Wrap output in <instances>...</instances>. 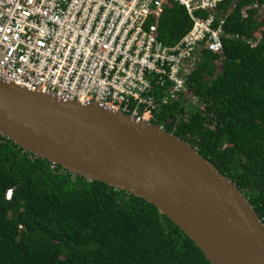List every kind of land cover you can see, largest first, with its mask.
<instances>
[{
    "label": "trees",
    "instance_id": "1",
    "mask_svg": "<svg viewBox=\"0 0 264 264\" xmlns=\"http://www.w3.org/2000/svg\"><path fill=\"white\" fill-rule=\"evenodd\" d=\"M235 2L221 53L203 51L188 78L202 109L176 99L150 123L191 144L264 224V0ZM190 27L174 4L158 19L159 40L174 46ZM0 264L210 263L145 200L69 173L0 134Z\"/></svg>",
    "mask_w": 264,
    "mask_h": 264
},
{
    "label": "built area",
    "instance_id": "2",
    "mask_svg": "<svg viewBox=\"0 0 264 264\" xmlns=\"http://www.w3.org/2000/svg\"><path fill=\"white\" fill-rule=\"evenodd\" d=\"M174 4L191 27L167 47L157 22ZM234 7L235 0H0V81L144 122L176 99L200 107L188 78L203 51L221 53Z\"/></svg>",
    "mask_w": 264,
    "mask_h": 264
},
{
    "label": "water",
    "instance_id": "3",
    "mask_svg": "<svg viewBox=\"0 0 264 264\" xmlns=\"http://www.w3.org/2000/svg\"><path fill=\"white\" fill-rule=\"evenodd\" d=\"M0 134L69 173L145 200L210 264H264V224L247 198L158 126L0 81Z\"/></svg>",
    "mask_w": 264,
    "mask_h": 264
},
{
    "label": "rangeland",
    "instance_id": "4",
    "mask_svg": "<svg viewBox=\"0 0 264 264\" xmlns=\"http://www.w3.org/2000/svg\"><path fill=\"white\" fill-rule=\"evenodd\" d=\"M203 106H200V107H196L198 109V111H200L202 109Z\"/></svg>",
    "mask_w": 264,
    "mask_h": 264
},
{
    "label": "clouds",
    "instance_id": "5",
    "mask_svg": "<svg viewBox=\"0 0 264 264\" xmlns=\"http://www.w3.org/2000/svg\"><path fill=\"white\" fill-rule=\"evenodd\" d=\"M148 123H150V122H148ZM159 127V126H158ZM163 129V128H162ZM10 191V190H9ZM8 192V191H7ZM7 194V193H6ZM10 196H11V191H10ZM7 197V196H6ZM7 199V198H6ZM8 199H10V197L8 198Z\"/></svg>",
    "mask_w": 264,
    "mask_h": 264
}]
</instances>
